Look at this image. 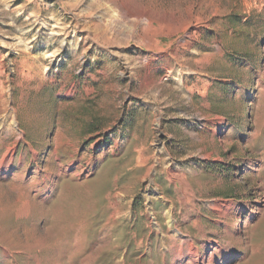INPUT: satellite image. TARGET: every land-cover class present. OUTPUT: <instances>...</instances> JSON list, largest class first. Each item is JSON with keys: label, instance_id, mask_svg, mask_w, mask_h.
I'll use <instances>...</instances> for the list:
<instances>
[{"label": "rangeland", "instance_id": "1", "mask_svg": "<svg viewBox=\"0 0 264 264\" xmlns=\"http://www.w3.org/2000/svg\"><path fill=\"white\" fill-rule=\"evenodd\" d=\"M5 155L0 264H264V2L0 0Z\"/></svg>", "mask_w": 264, "mask_h": 264}, {"label": "bare ground", "instance_id": "2", "mask_svg": "<svg viewBox=\"0 0 264 264\" xmlns=\"http://www.w3.org/2000/svg\"><path fill=\"white\" fill-rule=\"evenodd\" d=\"M258 1H261L264 2V0H253V3L255 4L256 2ZM260 4V3H258ZM9 168H10V157L8 155H5L1 160H0V171H3L4 173L5 172H8L9 171ZM26 205V204H25ZM22 210V209H21ZM169 218L171 219L172 216L169 215ZM197 250L195 249H192L191 250V256L194 257V256H197Z\"/></svg>", "mask_w": 264, "mask_h": 264}]
</instances>
